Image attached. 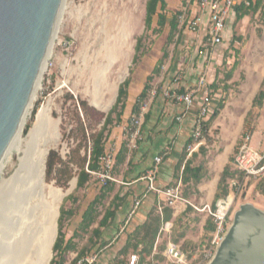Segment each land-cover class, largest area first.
<instances>
[{
  "label": "rangeland",
  "instance_id": "374dc122",
  "mask_svg": "<svg viewBox=\"0 0 264 264\" xmlns=\"http://www.w3.org/2000/svg\"><path fill=\"white\" fill-rule=\"evenodd\" d=\"M148 1L68 0L60 16L55 48L47 60L48 67L42 75L41 85L25 126L27 132L43 105L50 100L53 101L55 107L52 117L60 120L61 141L50 151V153L55 152L53 160L56 161V165L50 180L46 179L47 183H54L58 186L57 182L60 181L63 187H58L68 190L71 182L78 178L84 164L85 169L88 166L93 138L101 132L107 114L114 107L120 85L126 80L130 81L128 93L131 94L130 99L133 100V88L135 92L141 85L144 88L149 76H153V80L146 99L142 101L147 103L148 113L145 115L141 130L143 140L138 143L137 148H131V134L135 131L131 126L132 117H127V124L123 127V123L119 125L114 115L115 122L105 133L106 151L115 149L118 152L122 143H126L129 153L126 162L115 167L114 176L118 183H113L112 191L106 197H102V201L97 206L98 221L88 231L83 232L78 229L83 214L102 191L100 182L90 178L82 189H78L76 184L74 191L64 199L59 208L57 237L49 264L56 257L54 246L60 232L67 236L68 233L73 235L78 230L72 242V248L64 253L65 263L73 261L76 255H97V260L93 264H127L130 256L135 253L133 250L125 254L120 253L122 248L118 244L121 229L132 223L133 218L130 213L133 212L135 199L143 197L142 187L139 188V185L133 183L138 178L134 177L135 173L136 175L140 173L139 177H143L148 171L141 169L146 157V154L141 156V148L148 142V137H151L149 133L155 135L164 133L162 145L166 147L175 148L178 143L176 140V144L173 145L175 139L171 137L174 134L172 130L177 126L176 123L168 125L165 131L159 129L160 126H164L161 125L157 106L169 88L177 87L185 92L183 85L193 83L195 76H205L209 82L215 80L214 86L208 90L212 100V114L223 100L225 107L207 128L201 141L202 145L198 149L191 153L192 134L184 146L180 147L179 162L183 159V165L176 170L175 179L169 183V186L181 183L182 196L189 204H186V210L182 213H177L174 208L167 207L173 210L172 220L168 221L172 223V228L166 233L164 222L159 229L155 247L158 246L160 254L152 257L155 263L164 262L161 253L164 252L169 242L180 245L184 250L192 251L190 261L199 262L204 250L202 247L207 243L210 247L215 234V230L209 234L205 232L208 220H211L215 226L212 216L209 211H205V208L210 206L215 211L218 201L224 198L215 199L217 187L225 167L229 166L231 170H234V161L241 146V136L247 132L251 134L252 131L253 136L257 134V138L253 139V146L264 154V104L261 107H255L253 103L259 92H264V0H261V6L256 12L253 6L257 0H252V7H249L242 21L236 22L237 15L232 18L227 25L226 40L218 47L207 46L206 40L199 37L202 36L200 31L192 34L186 30V25L181 24L182 18L188 20L191 18L189 10L194 6V2L190 0H166L167 24L165 28L159 29L158 18L155 17L152 29L147 30L145 20ZM131 12L136 14L139 12L142 25L130 42L128 70L117 76L119 66H116L110 78L103 82L102 92L107 98H111L112 106L109 111L102 112L90 105L86 91L94 90V71L104 65L106 47L112 45L115 40L117 32L112 31V26L121 23L127 15L129 17L132 14ZM174 17L178 20V30L169 43L170 22ZM139 41L140 45L137 50ZM164 54L168 56L160 63ZM155 67H158V71L153 75ZM174 76H181V81L174 84ZM251 78L253 81L249 83ZM115 81L118 82V89L116 94L110 97L106 92V83ZM65 82L67 85L63 87ZM152 92H156V97H152ZM81 103L86 104V112ZM197 111L199 113V110ZM210 117L206 119V123ZM154 124L157 129L146 128V125L153 127ZM113 129H116L117 134L111 138ZM189 140L192 142L189 143ZM160 155L163 156L162 153ZM223 157H227V162L222 167L217 164V161ZM58 158H61L66 165L59 162ZM136 159L137 163H133ZM187 161L192 167L203 166V178L200 183L184 180L186 176H183V168ZM17 162L16 156L5 161L0 173V187L3 179L10 178L13 172L12 167L17 165ZM69 175L73 177L70 181L67 179ZM217 177L218 181L214 189L210 184ZM234 179L240 185V189L236 191V199L227 219L228 229L235 212L241 205L249 203L264 211V196L261 193L264 191V177L258 180H248L236 172ZM259 184L260 190L257 189ZM117 194L121 200L118 201L119 209L116 212L114 223L98 229L99 221L109 209L113 208L115 204L113 199ZM10 210L11 208L1 201L0 195V240L4 234L5 218H9ZM70 210L74 211L72 218L69 216L61 218L62 211ZM158 213L160 214L159 210ZM24 221H28L27 226L42 227L45 220L39 217ZM95 230H99L98 235ZM181 234H184V237H180ZM42 238L43 233L38 243ZM65 242H67L66 239ZM186 242H190V245L186 246ZM198 248H202L201 253L196 255ZM140 264H145V262L141 261Z\"/></svg>",
  "mask_w": 264,
  "mask_h": 264
},
{
  "label": "water",
  "instance_id": "95a60500",
  "mask_svg": "<svg viewBox=\"0 0 264 264\" xmlns=\"http://www.w3.org/2000/svg\"><path fill=\"white\" fill-rule=\"evenodd\" d=\"M62 4L63 0H0V161L56 42ZM23 209L18 202L12 212ZM37 213L38 209L24 211L7 221L0 253L8 255V264L18 249L6 242L25 219H36ZM38 230L39 226L25 229V245ZM208 264H264V211L249 203L241 205Z\"/></svg>",
  "mask_w": 264,
  "mask_h": 264
},
{
  "label": "bare ground",
  "instance_id": "6f19581e",
  "mask_svg": "<svg viewBox=\"0 0 264 264\" xmlns=\"http://www.w3.org/2000/svg\"><path fill=\"white\" fill-rule=\"evenodd\" d=\"M67 1L68 0H63L61 14L64 8H66ZM131 13L132 14H129V17L127 15L121 23L112 26V31L117 32L114 38L115 40L112 45L106 47L107 54L104 57V65L99 68L95 67L96 69L93 74V77L95 78L94 90L86 91V97L88 98L90 105L102 112L109 111L112 106L111 98H107L102 92V86H104L103 82L110 78L112 74L111 72L116 66H119V75L117 76L122 75L128 70V57L131 51L130 42L142 25V21L140 20L141 17L138 15L139 12L138 14L133 12ZM59 21H61V19ZM54 48L55 44L49 57L51 56ZM47 67L46 61L35 85L29 106L0 161L1 173L3 165L8 158L16 156L18 159L17 165H13L12 167V175L7 180L3 179L2 186L0 187L1 201L11 208L9 211V218H5L6 223H8L7 221L10 219L14 218L15 215L20 216L24 211L30 212L36 209H38L36 219L43 217L45 220L44 223H42L43 226L39 227L38 232L32 234L28 245H25L24 241V238L26 237L25 229L29 227L27 226L28 221H24V224L21 225L11 238H9L6 244L18 249L17 254L13 256L14 258L12 257V264L50 263L52 259V248L57 237L59 208L64 199L74 191L77 184V181L73 180L70 188L68 190H63L54 183H47L45 180L47 157L50 151L57 147L61 141L59 128L60 120H56L52 117V112L55 107L52 100L43 105L37 114L33 125L27 132L25 130L31 108L36 99L37 91L41 85L42 75ZM66 85L67 83L65 82L63 87H66ZM106 87V92H108L111 97L116 94L118 82H108L106 83ZM18 202H22L24 209L18 213H13L12 207ZM233 202L234 197L231 196L229 205ZM226 212L227 208L222 207L221 213L226 214ZM42 233L43 238L40 243H38L39 237ZM3 242L2 237L0 244H3ZM7 260L8 255L6 253H0V264H8Z\"/></svg>",
  "mask_w": 264,
  "mask_h": 264
},
{
  "label": "built area",
  "instance_id": "2783aa9c",
  "mask_svg": "<svg viewBox=\"0 0 264 264\" xmlns=\"http://www.w3.org/2000/svg\"><path fill=\"white\" fill-rule=\"evenodd\" d=\"M190 2H194V6L189 10L191 12V18L189 20L182 18L181 24L183 26L186 25V30L190 33L197 34L207 23L208 29L205 37L207 46L216 47L221 45L225 38L227 22L237 6V0H190ZM247 5H249L248 2ZM181 79V76H176L174 84L180 82ZM207 83V78L202 76L199 78L196 88V92L202 93L203 98L202 104L199 108V113L197 114L194 123V130L192 134L193 143L190 145L191 153L202 145L201 141L205 131L206 119L212 111V100L210 91H208ZM196 92H182L177 87L169 88L165 91L164 98L182 110L181 116L177 118L178 121H182L185 115L193 108ZM151 95L153 98L156 97V92H152ZM147 106V103L142 102L140 113L132 116L131 126L135 129V131L131 134V148H137L138 143L143 140L141 130L144 124L145 115L148 113ZM116 154L117 151L115 149L107 150L102 153L98 160L101 169L98 171H90L87 166L86 171L90 174L91 178L98 180L102 185H106L109 181L118 183V180L115 178L113 173ZM161 161L162 158L157 157L155 159V166L152 170H150V172L143 176L141 180L148 182L150 190L163 199V203L158 206V210L161 215L163 214L164 207L174 208L177 210V213H182L186 210V204H189V202L182 196V184L179 183L176 186H166L163 188L156 186V176ZM234 168L248 180H258L264 177V154H262L258 148L253 146V135L248 132L241 136V146L234 161ZM238 189H240L238 182L235 179L230 180L228 183L229 194L225 198L218 201L216 204V210L213 211L210 206H206L205 211H209V214L214 219L215 234L210 247L203 250L202 258L199 262L194 263L193 261H190L189 255L182 250L180 245L169 242L164 252L161 253L164 258V262H154L153 264H208L213 259L218 247L227 234V219L234 205L236 191ZM231 196L234 197V202L229 205ZM141 204L142 200L140 198H136L131 217L137 210H139ZM222 207L227 208L226 214L221 213ZM165 223V232L167 233L171 230L172 223ZM197 253H201V251H196V255ZM159 254L158 246H156L154 255ZM96 260L97 255H87L83 258H79V256L76 255L73 261L66 264H93ZM139 261V255L132 254L127 264H139Z\"/></svg>",
  "mask_w": 264,
  "mask_h": 264
},
{
  "label": "trees",
  "instance_id": "16d2710c",
  "mask_svg": "<svg viewBox=\"0 0 264 264\" xmlns=\"http://www.w3.org/2000/svg\"><path fill=\"white\" fill-rule=\"evenodd\" d=\"M247 2L249 3V5L247 6ZM261 6V0H257L255 2V5L253 6L254 11H258V9ZM249 7H252V0H244L242 1L236 8V15H237V19L236 22H240L242 21L245 16L247 15V11L249 9ZM167 9V2L166 0H149L146 6V28L147 30H151L153 23H154V19L155 17L158 18L157 21V25L159 27V29H163L165 28L166 24H167V17L165 16V11ZM229 21V20H228ZM228 23V22H227ZM178 30V20L176 17H174L172 19V21L170 22V35L168 37V42L170 43L172 41V38L174 37L175 33ZM140 45V41L137 47V50L139 48ZM168 56V54H164L163 59L160 61V63L164 60V58ZM158 71V67H155V69L153 70V75ZM230 78V75H229ZM153 80V76H149L147 78V82L144 86V89L142 90V92L140 93L134 107L132 110V114L133 115H138L140 113V109H141V103L144 99H146L149 89H150V83ZM130 86V81L126 80L123 84L120 85L119 87V92H118V97L116 100V103L114 105V107L110 110V112L107 114L103 128L101 130V132L95 137L93 138V148L91 151V155H90V160L88 163V169L90 171H98L101 169L100 164H99V156L104 153L106 151L105 146H104V137H105V133L108 131V129L110 128V126L113 125V123L115 122L114 120V115H116V120L117 123L120 125L122 123V117L124 115V109H125V104L126 101L128 99L129 93H128V89ZM212 87L214 86V83L211 85ZM182 91V90H181ZM254 106L255 107H261L264 104V92L261 91L259 92V94L255 97L254 99ZM81 106L83 107V110H85L86 112V104L85 103H81ZM225 107V101H221L219 103V105L217 106L216 110H214V113L212 114V111L209 115L210 119L209 121L205 124V131L206 132L207 128L210 126V124L219 116L220 111L223 110ZM208 117V118H209ZM253 133V131L251 132V134ZM189 143L192 142V140L188 141ZM129 153V149L127 147L126 143H122L120 150L117 152L116 157H115V164H114V168H113V173L115 170L116 166H119L123 163L126 162L127 160V156ZM55 155V152H51L49 157H48V161H47V173H46V179L47 181L50 180V178L52 177V174L54 172V168L56 165V161L53 160V157ZM58 161L61 162L63 165H66L61 158H58ZM87 162V159H86ZM130 164V162H129ZM183 165V159L179 162V164L177 165V169H180ZM204 168L203 166H198V167H192L190 162L187 161V163L185 164L184 168H183V176H186V178L184 179L186 182L187 181H192L195 182L196 184L200 183L203 175ZM238 172L237 170H231V168L229 166H226L220 182L218 184L217 187V193L215 195V199L218 200L219 198L222 197H226L229 194L227 185H228V180L230 178H232L231 180L234 179L235 173ZM240 173V172H238ZM241 174V173H240ZM73 177L71 175H69L67 177L68 181H70ZM91 176L90 174L86 171L85 169V164L83 166V169L81 170V172L78 175V180H77V186L78 189H82L85 187V185L89 182ZM141 178V176H138V179ZM113 183L112 181L107 182L106 185H102V191H101V195L98 196L88 207V209L85 211V213L82 216V220L80 222V226L78 229H80L81 231H88L93 225L96 224V222L98 221V215L96 213L97 210V206L98 204L102 201V197H106L113 189ZM58 186L63 187L62 182H57ZM257 189L260 190V184L257 186ZM261 193L264 196V191ZM121 200L120 196L117 194L115 196V198L113 199V202L115 203L113 208L109 209L106 214L103 216V218L99 221V228H104L107 227L109 225H112L116 219V212L119 209V204L118 201ZM134 208V207H133ZM158 206H155L149 213L148 219L147 221L136 227L133 231H131L130 233H128L127 235V239L126 242L124 244V246L122 247V250L120 253H127L130 250H133L135 253H137L139 255L140 261H144L145 264H153L154 260H152V257H154V250H155V245L158 239V235H159V229L161 227V225L164 222H168L170 220H172L173 217V210L167 207H164L163 209V215L158 213ZM132 213V212H131ZM130 213V215H131ZM129 215V217H130ZM64 216H69L70 218H72L74 216V211L70 210V211H62L61 214V218H63ZM214 220V219H213ZM213 230H215V226L212 224L211 220H208L206 227H205V232L207 234L211 233ZM95 233L98 235L99 234V230H95ZM78 234V230L72 235V237L67 240V242H65V235L62 234V232H60L59 234V238L54 246V251L56 252V257L54 258V260L51 262V264H66L65 263V256L64 253H67L71 248H72V242L75 240L76 235ZM180 237H184V234H181ZM178 240V239H177ZM186 246L190 245V242H186L185 243ZM209 247V243H207L205 246H203L202 248L205 250ZM202 248H198V251H201L200 249ZM184 252H186L189 257L192 254V251L189 250H184L182 249ZM191 250V249H190ZM85 256H79V258H83Z\"/></svg>",
  "mask_w": 264,
  "mask_h": 264
},
{
  "label": "crops",
  "instance_id": "0c3cea01",
  "mask_svg": "<svg viewBox=\"0 0 264 264\" xmlns=\"http://www.w3.org/2000/svg\"><path fill=\"white\" fill-rule=\"evenodd\" d=\"M242 2V0H237V6ZM236 6V8H237ZM236 8L233 11L231 17L229 18L228 23L232 20V18L234 16H236ZM227 23V25H228ZM207 23L205 24V26L200 30V32L202 33L201 37L202 40H205V37L207 35ZM226 35V33H225ZM201 40V41H202ZM226 40V38H224V41ZM223 41V43H224ZM222 43V44H223ZM221 44V45H222ZM219 45V46H221ZM218 47V46H216ZM176 76H174L175 78ZM202 76H195L194 78V82L190 83V84H185L183 85V87H185V92L187 91H193L196 92V88H197V84H198V80L199 78H201ZM260 77V76H259ZM173 78V80H174ZM215 80H212V82H209L207 80V84H208V90L210 87H212L211 85L214 83ZM253 79L251 78L249 80V83H252ZM143 85L140 86L139 90H137L136 92L134 91L133 88V93L134 94V99L131 100L130 96L131 94L129 93L128 99L126 101L125 104V109H124V115L122 117V126L125 127V125L127 124L126 119L127 117L131 118L133 116L132 114V110L133 107L140 95V93L143 90ZM135 92V93H134ZM211 96V95H210ZM217 96V94H216ZM202 98H203V94L202 93H195V103L193 108L185 115V117L182 119V121H178V117L181 116L182 114V110L176 106L175 104L171 103L170 101L166 100L165 98H163V100H161V102H158V106L157 109L160 113V117H161V125H163L164 127L160 126L159 124V129L160 131H165L167 130V126L172 124V123H176L177 126L172 130L174 132L173 136L171 135L172 138H174L175 140H173V145L176 144V140L178 141V143L176 144L175 148H169L168 146L166 147L165 145H162L163 142V134H159V135H155L153 133H149L148 137V142L146 144H144L141 148L142 153L141 156L144 154H146L145 157V164L141 167L144 168V170H148V172H150V170H152V168L155 166V159L157 157H161L162 161L161 164L159 165L158 168V172H157V176H156V186L157 187H166L169 186L172 181H174L175 176H176V170H177V165L179 164V151H180V147L184 146V144L186 143V141L188 140V138L190 137L191 134H193V130H194V123L198 114V111L201 104H202ZM120 127V126H119ZM147 129L150 130H154L157 129L156 124L153 125V127H149V125H146ZM158 129V130H159ZM172 132V133H173ZM112 137H114V135L117 134L116 129H113L112 131ZM257 138V134H255L253 136V139ZM150 141V142H149ZM152 141H154V143H152ZM256 146V144H255ZM163 154V156H161L160 154ZM166 158V159H165ZM227 162V157H223L221 159H219L217 161L218 165H221L223 167V165ZM133 163H137V159L133 162ZM138 170V168H137ZM140 173H138L136 175V173L134 174V177H138ZM145 176V175H144ZM142 178V177H141ZM141 178H137L133 183L137 184V186L139 185V188L142 187V191H143V197L140 198L142 200V204L141 207L139 208V210L136 211V213L131 217L133 218L132 223L130 226L126 227V228H122L121 229V234L119 236V247L122 248L126 242L127 239V235L128 233H130L131 231H133L136 227L144 224L149 216L150 211L155 207V206H159L160 204L163 203V199L157 195L155 192L151 191L149 188V183L148 182H140ZM218 181V177L215 179V181L210 184L212 187H214L217 184ZM136 187V186H135ZM72 237V235L70 233L67 234V236H65L66 240H69ZM137 254V253H134ZM141 263V261H139V264Z\"/></svg>",
  "mask_w": 264,
  "mask_h": 264
}]
</instances>
